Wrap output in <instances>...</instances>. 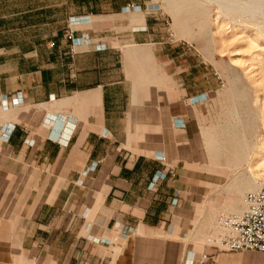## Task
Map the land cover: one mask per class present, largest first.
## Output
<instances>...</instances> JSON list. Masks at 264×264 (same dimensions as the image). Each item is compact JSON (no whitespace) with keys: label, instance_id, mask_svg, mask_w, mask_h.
Returning <instances> with one entry per match:
<instances>
[{"label":"crops","instance_id":"crops-1","mask_svg":"<svg viewBox=\"0 0 264 264\" xmlns=\"http://www.w3.org/2000/svg\"><path fill=\"white\" fill-rule=\"evenodd\" d=\"M158 9L0 0V264H264L207 242L243 140L214 130L222 68Z\"/></svg>","mask_w":264,"mask_h":264},{"label":"rangeland","instance_id":"rangeland-1","mask_svg":"<svg viewBox=\"0 0 264 264\" xmlns=\"http://www.w3.org/2000/svg\"><path fill=\"white\" fill-rule=\"evenodd\" d=\"M153 1L159 5L167 36L170 33L182 43L191 42L199 57L222 68L228 82L227 93L233 102L223 104L221 112L213 120L218 124L214 130L219 131L220 125L223 132L228 120L229 136L243 142L220 145L229 182L220 188V193L226 194L224 201L211 211L213 214L206 220L207 228L212 231L209 237L218 238L222 235L219 217L241 212L245 194L257 189L264 179V121L261 118L264 112V11L252 16L246 11L228 9L222 0ZM253 1L258 5L264 4V0L245 2ZM219 2L224 3L221 5ZM234 114L238 117L227 118ZM225 136L228 137L227 134ZM229 147L239 149L240 159L234 160L237 163L235 168L230 166L232 159H227ZM257 152L260 155L256 167H250L249 163ZM245 180H249L250 185L244 191Z\"/></svg>","mask_w":264,"mask_h":264},{"label":"built area","instance_id":"built-area-1","mask_svg":"<svg viewBox=\"0 0 264 264\" xmlns=\"http://www.w3.org/2000/svg\"><path fill=\"white\" fill-rule=\"evenodd\" d=\"M65 35L72 38L73 30L68 28ZM68 55L73 57V48ZM243 202L241 212L219 217L222 235L209 237L208 242L224 251L254 250L264 253V179L257 189L245 194Z\"/></svg>","mask_w":264,"mask_h":264},{"label":"bare ground","instance_id":"bare-ground-1","mask_svg":"<svg viewBox=\"0 0 264 264\" xmlns=\"http://www.w3.org/2000/svg\"><path fill=\"white\" fill-rule=\"evenodd\" d=\"M193 1H198V0H193ZM205 1V0H204ZM222 1H224L226 4H224V5H227V8L228 9H239V10H242V11H246L247 13H250L252 16L253 15H255V14H257V13H261V12H263L264 11V4H259L258 5V3H255L254 1L253 2H249V3H246L245 1H237V0H222ZM221 1V2H222ZM221 2H219L220 4H221ZM223 2V3H224ZM191 3V2H190ZM197 3V2H196ZM222 3V4H223ZM193 4V3H192ZM221 4V5H222ZM223 5V6H224ZM226 8V7H225ZM227 9V10H228ZM192 10H193V8H192ZM231 11V10H230ZM194 15H195V13H194ZM202 15V14H201ZM200 15V16H201ZM189 21V20H188ZM177 22V21H176ZM261 118H262V120L264 121V112H263V115H261ZM259 155H260V153L259 152H257L256 154H255V156L251 159V162L249 163V166L250 167H256V163H257V161H258V157H259ZM262 156V155H261ZM263 170V172H264V166H263V168H262ZM264 174V173H263ZM254 188V187H253Z\"/></svg>","mask_w":264,"mask_h":264}]
</instances>
